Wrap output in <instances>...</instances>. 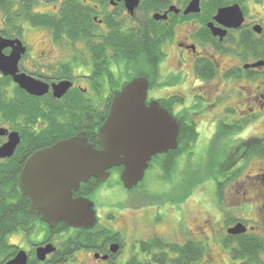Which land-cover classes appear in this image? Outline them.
Returning a JSON list of instances; mask_svg holds the SVG:
<instances>
[{
	"label": "flooded vegetation",
	"instance_id": "1",
	"mask_svg": "<svg viewBox=\"0 0 264 264\" xmlns=\"http://www.w3.org/2000/svg\"><path fill=\"white\" fill-rule=\"evenodd\" d=\"M195 2L198 11L187 12ZM233 5L243 22L229 27L216 16ZM38 15L51 25H38ZM141 37L158 45V69L148 59L134 64V40ZM0 40L6 41L5 56L18 42L24 49L17 75L48 87L31 94L0 68V147L12 133L20 137L13 154L0 158L2 176V166L23 144L29 148L20 157L22 169L36 151L78 134L101 149L97 129L115 94L137 77L150 81L148 102L162 105L165 98L172 114L179 103L198 105L193 97L208 98L202 106L217 115L234 113L231 123L220 119L227 142L216 151L222 156L215 168L218 202L200 217L187 197L177 208L144 205L134 207L136 213L114 210L101 218L97 213L92 229L53 226L31 214V228L18 231L29 233L41 223V237L26 247L19 235L6 239L10 248L0 250V264H17L20 253L25 264H264V66H253L264 62V0H139L132 11L126 0H0ZM173 76L177 85L162 89L159 80ZM61 84L66 90H58ZM113 169L121 173L122 167ZM80 190L75 198L90 197ZM198 242L205 246L201 256ZM49 244L53 251L41 258L39 248Z\"/></svg>",
	"mask_w": 264,
	"mask_h": 264
},
{
	"label": "water",
	"instance_id": "2",
	"mask_svg": "<svg viewBox=\"0 0 264 264\" xmlns=\"http://www.w3.org/2000/svg\"><path fill=\"white\" fill-rule=\"evenodd\" d=\"M133 10L139 0H126ZM198 11L195 2L190 11ZM216 19L227 26H238L243 22L238 5L222 8ZM5 40H0V68L5 74L14 76L15 81L31 94H44L48 87L26 74L17 75V64L24 49L15 48L10 56L2 53ZM253 66H264L258 62ZM150 81L137 77L129 81L114 96L110 113L97 129L101 149L89 142L84 134L61 140L32 154L25 163L19 178L18 190L31 202L30 214L45 220L50 225L64 222L77 229H92L97 224L95 204L87 197H74L82 183L96 178L105 183L111 170L122 167L120 180L131 190L145 178L155 156L176 150L179 147L181 121L157 100L148 102ZM67 84H61L64 91ZM20 143L18 133H12L9 141L0 147V158L11 156ZM240 224L235 230L241 231ZM54 246L39 248L44 258ZM25 254L20 253L14 263L25 264Z\"/></svg>",
	"mask_w": 264,
	"mask_h": 264
},
{
	"label": "rangeland",
	"instance_id": "3",
	"mask_svg": "<svg viewBox=\"0 0 264 264\" xmlns=\"http://www.w3.org/2000/svg\"><path fill=\"white\" fill-rule=\"evenodd\" d=\"M41 6L39 5L38 8L41 9ZM178 78L173 76L169 81L161 78L159 85L164 90L170 89L177 85ZM193 100L197 101L198 105L191 104V100L179 103L173 114L177 117L188 116L196 122L198 130L196 140L177 156L170 172H166L160 158H156L146 171L141 184L131 190L126 189L122 184L120 171L112 169L109 180L100 184L89 197L94 202L100 218L114 210H125L126 214L136 213L138 210L134 207L144 205L162 210L169 205L177 208L181 199L185 197H187L185 201L191 199L189 206L197 208V215L200 217L205 207L213 208L217 204L215 176L220 173L215 168L221 166L222 156L216 151L227 142V136L219 130L220 119L223 118L231 123L234 113L226 111L217 115L213 110L202 106L208 102V98L193 97ZM43 232L42 224L38 223L29 233L17 231L9 234L7 239L11 242L14 236L19 235L20 244L26 247L30 245V241L38 240ZM16 239L17 237L14 240Z\"/></svg>",
	"mask_w": 264,
	"mask_h": 264
},
{
	"label": "trees",
	"instance_id": "4",
	"mask_svg": "<svg viewBox=\"0 0 264 264\" xmlns=\"http://www.w3.org/2000/svg\"><path fill=\"white\" fill-rule=\"evenodd\" d=\"M38 25H51L49 19L42 15H38ZM88 24H86L87 26ZM84 36L88 38L90 33L87 31L84 33ZM151 39L145 40L143 37L135 39L134 48L131 53H128L127 56L133 58L134 64L137 62L150 61V67L158 69V63L153 61L154 59H160L161 52L158 45H153L150 42ZM142 70V69H141ZM139 74H144L147 77H151L149 73H143L140 71ZM19 89V88H18ZM162 105L172 110L169 105H167V100L165 98L161 99ZM181 121V133L179 135V148L176 150H170L168 153L155 156L150 164L152 165L153 161L157 158H160L161 165L166 172H170L176 162L177 156L198 136L197 124L188 116L179 117ZM24 145H26L24 147ZM29 145L23 144L20 151L8 161L7 164L2 166V169L5 170L6 175H0V250L9 249L8 243L6 241V236L12 232L18 231L19 229H30V223L34 217L29 213L30 202L26 196H22L18 189V174L22 169L23 161H20V157L26 153L24 149H28ZM31 152V150H30ZM141 184V183H140ZM139 186V185H138ZM97 188L96 183L88 182L87 184L81 185L80 192H84L85 195H91ZM88 239L92 238V234H88ZM198 254L201 256L205 250L204 243L198 242ZM260 247H252L253 251H258Z\"/></svg>",
	"mask_w": 264,
	"mask_h": 264
}]
</instances>
